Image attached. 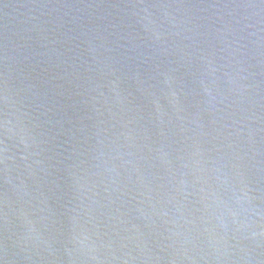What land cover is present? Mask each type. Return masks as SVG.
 Returning <instances> with one entry per match:
<instances>
[{
  "label": "water",
  "instance_id": "95a60500",
  "mask_svg": "<svg viewBox=\"0 0 264 264\" xmlns=\"http://www.w3.org/2000/svg\"><path fill=\"white\" fill-rule=\"evenodd\" d=\"M0 264H264V0H0Z\"/></svg>",
  "mask_w": 264,
  "mask_h": 264
}]
</instances>
